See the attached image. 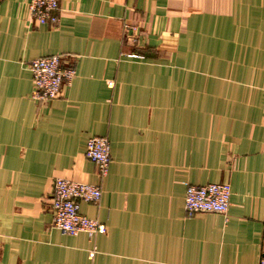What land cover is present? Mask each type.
Instances as JSON below:
<instances>
[{"label":"crops","instance_id":"1","mask_svg":"<svg viewBox=\"0 0 264 264\" xmlns=\"http://www.w3.org/2000/svg\"><path fill=\"white\" fill-rule=\"evenodd\" d=\"M29 1H0V264H258L264 0H59L56 26ZM52 55L76 75L38 102L27 64ZM56 178L100 187L80 213L104 234L52 227ZM209 183L230 184L227 215L187 217L186 188Z\"/></svg>","mask_w":264,"mask_h":264},{"label":"built area","instance_id":"2","mask_svg":"<svg viewBox=\"0 0 264 264\" xmlns=\"http://www.w3.org/2000/svg\"><path fill=\"white\" fill-rule=\"evenodd\" d=\"M27 9L32 20L38 25L56 26L59 22V0H30ZM123 31L124 34L130 32L132 42L136 43L135 27L124 24ZM65 57L66 55H52L33 59L27 64L33 84L32 99L49 102L57 97L62 85H70L76 72L72 66L66 65ZM128 57L138 58L133 54ZM84 156L97 166L100 177L107 175L111 159L110 143L106 137L88 139ZM101 195L102 191L96 185L65 178L54 179L50 195L52 227L63 235L72 237L84 233L89 239H94L97 235L104 234L105 225L80 213V203L96 206ZM231 195L229 183L188 186L184 196L186 216L192 217L199 212L226 216ZM258 264H264V254L260 255Z\"/></svg>","mask_w":264,"mask_h":264}]
</instances>
